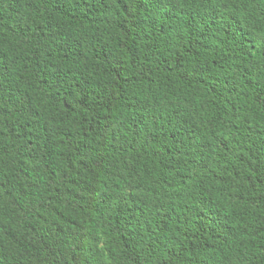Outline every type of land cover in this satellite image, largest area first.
<instances>
[{
  "label": "trees",
  "instance_id": "1",
  "mask_svg": "<svg viewBox=\"0 0 264 264\" xmlns=\"http://www.w3.org/2000/svg\"><path fill=\"white\" fill-rule=\"evenodd\" d=\"M0 264H264V0H0Z\"/></svg>",
  "mask_w": 264,
  "mask_h": 264
}]
</instances>
